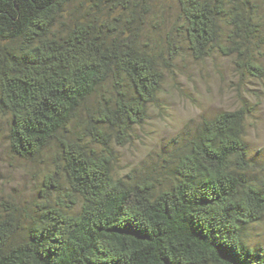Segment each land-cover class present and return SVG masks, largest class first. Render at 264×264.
Segmentation results:
<instances>
[{"label":"trees","instance_id":"1","mask_svg":"<svg viewBox=\"0 0 264 264\" xmlns=\"http://www.w3.org/2000/svg\"><path fill=\"white\" fill-rule=\"evenodd\" d=\"M174 1L160 34L150 0H0L9 149L52 151L48 198L22 222L0 212V264H264L247 240L264 180L248 159L245 106L203 118L151 171L114 174V146L144 122L182 46L264 76L260 0Z\"/></svg>","mask_w":264,"mask_h":264},{"label":"rangeland","instance_id":"2","mask_svg":"<svg viewBox=\"0 0 264 264\" xmlns=\"http://www.w3.org/2000/svg\"><path fill=\"white\" fill-rule=\"evenodd\" d=\"M260 1L264 16V0ZM150 4L152 16L161 15L166 24L159 26L160 33L176 19L175 1L150 0ZM178 51L164 69L161 88L149 104L144 122L132 128L125 145L114 146V174L134 178L151 171L173 147L194 133L203 118L245 106L249 109L244 126L248 159L259 166L255 174L264 180V76H242L231 58L218 54L194 60L185 46ZM51 152L27 160L13 154L7 142V121L0 119L1 213L14 210L22 222L34 214L44 196L48 198L42 189L45 175L52 172ZM247 240L264 252V217L249 227Z\"/></svg>","mask_w":264,"mask_h":264}]
</instances>
